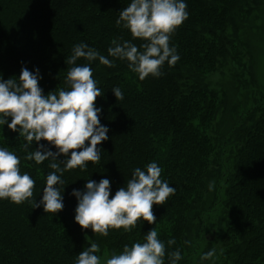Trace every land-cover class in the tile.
<instances>
[{
  "label": "trees",
  "instance_id": "obj_1",
  "mask_svg": "<svg viewBox=\"0 0 264 264\" xmlns=\"http://www.w3.org/2000/svg\"><path fill=\"white\" fill-rule=\"evenodd\" d=\"M130 2L0 0L4 80L18 78L22 67L39 68L44 94L67 88V72L73 65H67L66 58L80 42L113 59L115 65L78 58L77 64L91 63L103 91L95 104L102 107L100 121L109 128V139L97 145L102 147L98 163L64 173V208L57 214L28 201L0 199V264H75L90 241L99 245L98 256L105 252L111 256L125 245L143 242L152 228L165 242L175 238L176 243L166 249L165 264H169L167 253L176 249L183 256L178 264H264V87L252 106L236 115L220 143H214L209 133L226 103L209 79L218 72L223 76L227 72L220 69L228 67L237 89L245 87L236 80L239 70L234 66L245 63L243 56L249 57L237 40V24L264 9V0H186L189 15L170 41L180 59L171 67L165 63L160 77L149 75L144 80L127 60L113 58L107 51L113 39L137 46L144 43L116 24L119 12ZM247 75L251 84L247 83L254 86L250 62ZM113 87L121 88L123 100H117ZM25 143L18 131L0 126V147L20 157L21 172L35 180L33 198L39 201L46 176L54 170L47 160L36 164L25 159ZM41 143L57 150L42 138L29 151ZM152 161L163 169L161 178L176 188L165 204L153 205L155 224L140 220L130 232L110 228L102 236L75 221L78 200L71 194L73 189L83 190L88 179L108 178L111 198L126 186L135 167L143 169ZM213 248V260L201 262L202 253Z\"/></svg>",
  "mask_w": 264,
  "mask_h": 264
},
{
  "label": "clouds",
  "instance_id": "obj_2",
  "mask_svg": "<svg viewBox=\"0 0 264 264\" xmlns=\"http://www.w3.org/2000/svg\"><path fill=\"white\" fill-rule=\"evenodd\" d=\"M188 15L186 0H131L119 12L116 24L130 30L134 38H142L144 43L137 46L129 40L121 43L113 39L108 55L127 60L128 67L140 80L149 75L160 77L165 63L171 67L180 59L177 47L170 43L171 35ZM72 52L66 58L67 65H73L66 76L68 87L58 92L44 94L39 85L42 79L39 68L30 71L22 67L18 78L0 77V126L7 124L9 129L24 136L25 159L36 164L47 160L54 170L47 174L43 195L37 201L33 198L35 180L28 172H21L20 157L9 148L0 147V199H10L16 204L28 201L33 207L42 205L45 212L57 214L64 208V173L77 167L86 170L88 162L101 160L102 147L97 145L109 139V128L101 123L102 107H97L95 101L103 91L93 76L91 63L76 62L78 58L88 62L98 59L101 64L114 67V60L85 42L75 44ZM112 91L117 100H123L120 87H113ZM42 138L57 150L41 143L29 151L30 145ZM61 154L63 160L58 159ZM162 171L155 161L143 169L135 167L126 186L120 187L111 198L108 178L99 182L88 179L83 190L73 189L71 193L78 200L75 221L102 236H107L110 228L130 232L140 220L155 224L153 205L165 204L176 193V188L161 178ZM214 184V181L209 183L210 190ZM175 243V238L161 240L152 228L143 242L125 245L119 254L107 258L106 264H165L166 249ZM99 251V245L90 241V246L76 257L75 264H101ZM167 255L169 264H178L183 259L179 249ZM215 256L213 248L202 253L200 260H213Z\"/></svg>",
  "mask_w": 264,
  "mask_h": 264
},
{
  "label": "rangeland",
  "instance_id": "obj_3",
  "mask_svg": "<svg viewBox=\"0 0 264 264\" xmlns=\"http://www.w3.org/2000/svg\"><path fill=\"white\" fill-rule=\"evenodd\" d=\"M237 25V40L247 48L249 57L245 58L243 56L245 63H242L243 65L241 66L234 64L239 70L240 76H236V80L242 81V84L247 88L239 86V89H237L236 84L230 79L233 76L231 75L232 77H230L228 75V67H226L227 69H220L227 72L223 76L221 75L223 73L219 74L218 72L210 77L211 86L223 93L226 101L224 108L215 117L209 132L212 141L216 144L220 143L222 138L226 136L228 128L234 122L236 115L249 109L252 106L255 95L257 96L259 94L258 91L264 87V9L254 11L244 21H238ZM230 32L229 30L228 33ZM249 62L255 80L254 86L249 85L251 84L247 75ZM99 257L101 264H106V260L110 256L105 252Z\"/></svg>",
  "mask_w": 264,
  "mask_h": 264
}]
</instances>
